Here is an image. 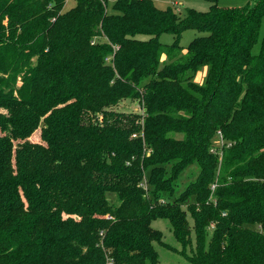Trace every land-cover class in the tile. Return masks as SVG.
<instances>
[{"label": "trees", "instance_id": "16d2710c", "mask_svg": "<svg viewBox=\"0 0 264 264\" xmlns=\"http://www.w3.org/2000/svg\"><path fill=\"white\" fill-rule=\"evenodd\" d=\"M66 1L0 0V264H159V219L190 264H264V0Z\"/></svg>", "mask_w": 264, "mask_h": 264}, {"label": "rangeland", "instance_id": "374dc122", "mask_svg": "<svg viewBox=\"0 0 264 264\" xmlns=\"http://www.w3.org/2000/svg\"><path fill=\"white\" fill-rule=\"evenodd\" d=\"M116 0H107V11H111V6ZM153 5L159 9H167L170 8L173 12L179 14L180 16H184L185 9L186 8H193L197 11H206L209 8L210 3L206 0H150ZM246 0H218L217 5L220 7H238L245 4ZM253 1V0H251ZM74 5L73 0H67L65 2V9H68L69 7H72ZM202 35L195 30L187 29L184 30L180 35V45L186 46L191 39L194 37ZM264 38V14L261 18V24L259 29V35L257 42L252 47V54H256L259 51L260 43L262 39ZM174 40L173 35L169 33H164L160 35L159 41L164 44H171ZM164 58V57H163ZM203 73L200 72L195 77V82L200 84L203 79ZM116 110H122L125 112H133V113H141V109L139 104L136 101L133 100H123L120 101L116 106H114ZM40 130L34 131V133L31 134L29 140L32 142H40ZM176 137H179V135L174 134ZM221 141H220V135L217 134L212 139V149H216L220 147ZM199 168L198 166L193 163L189 167H187L182 174L178 177V189L174 193L173 197L177 196L179 192H181L185 186L191 182L194 181L198 174ZM146 181L145 178H143V182L141 183V188L146 189ZM109 201H113L114 204H116V199L114 195H108ZM170 200V199H166ZM193 199H188V201L185 204H182L181 206L185 207L188 202H191ZM151 227L153 229L159 230L163 234V242L168 246L158 244L156 242H153V248L156 250L158 254V260L159 264H190L186 258L180 254V246L179 244L174 240L172 233L169 229L168 223L165 220H154L151 222ZM176 249L177 251H173ZM187 254H189V249H187Z\"/></svg>", "mask_w": 264, "mask_h": 264}, {"label": "crops", "instance_id": "0c3cea01", "mask_svg": "<svg viewBox=\"0 0 264 264\" xmlns=\"http://www.w3.org/2000/svg\"><path fill=\"white\" fill-rule=\"evenodd\" d=\"M203 75H204V73H203Z\"/></svg>", "mask_w": 264, "mask_h": 264}]
</instances>
